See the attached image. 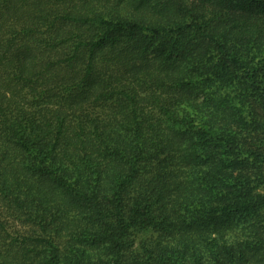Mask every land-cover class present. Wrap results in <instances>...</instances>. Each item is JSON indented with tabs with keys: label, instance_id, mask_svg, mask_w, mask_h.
Instances as JSON below:
<instances>
[{
	"label": "trees",
	"instance_id": "1",
	"mask_svg": "<svg viewBox=\"0 0 264 264\" xmlns=\"http://www.w3.org/2000/svg\"><path fill=\"white\" fill-rule=\"evenodd\" d=\"M0 264H264V0H0Z\"/></svg>",
	"mask_w": 264,
	"mask_h": 264
}]
</instances>
